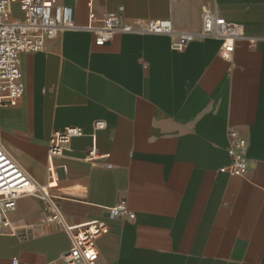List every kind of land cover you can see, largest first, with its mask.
<instances>
[{
	"label": "crops",
	"instance_id": "crops-1",
	"mask_svg": "<svg viewBox=\"0 0 264 264\" xmlns=\"http://www.w3.org/2000/svg\"><path fill=\"white\" fill-rule=\"evenodd\" d=\"M60 2L76 24L87 22L88 0ZM120 5L129 20L169 15V0L93 2L98 14ZM212 6L252 39L237 40L229 60L213 38L175 50L168 35L121 33L98 46L86 30L21 54L24 93L0 109L1 142L44 183L51 133L84 129L51 158V191L67 222L107 224L98 264H264V0H175L174 12L186 16L178 28L196 31ZM95 120L104 128L93 130ZM231 129L247 141L243 176L219 171L231 160ZM92 146L102 160L85 159ZM120 200L134 218L109 216ZM43 214L39 198H19L9 214L19 232L0 236V264L59 261L68 238L41 225Z\"/></svg>",
	"mask_w": 264,
	"mask_h": 264
},
{
	"label": "built area",
	"instance_id": "built-area-1",
	"mask_svg": "<svg viewBox=\"0 0 264 264\" xmlns=\"http://www.w3.org/2000/svg\"><path fill=\"white\" fill-rule=\"evenodd\" d=\"M174 1L169 0L167 17L129 20L123 15L122 5L114 11L98 14L93 7L94 0H88L87 22L79 25L74 20L73 8L60 0H0V109L15 106L23 96L21 54L43 50L47 40L56 38L65 30H86L93 34L94 43L98 46L106 44L115 34L121 33L168 35L172 38L171 47L175 50H184L195 39L213 38L220 41V54L227 60L231 58L237 40L252 42V39L244 35L241 23L226 20L214 6L202 10L200 27L196 31L179 29L178 25L186 20V16L174 12ZM14 5L17 14L13 9ZM104 126L103 120L92 123L93 130ZM83 134L81 126H66L51 133L47 143L48 180L44 183L35 181L29 175L0 138V236L18 234L19 228L12 223L9 214L15 210L19 198L23 195L39 198L44 212L41 225L63 231L69 241V247L59 256V261L49 264H98L97 240L108 231L107 224L97 219L67 222L57 196L51 191L58 183L57 167L51 162V158L62 154L73 137ZM228 137L227 154L231 160L228 165L220 167L219 171L243 176L249 169L247 141L233 129L229 130ZM103 157L92 146L87 150L85 159L98 162ZM102 165L112 167L108 163ZM60 169L66 171L65 166H60ZM108 212L112 218H134V213L128 210L125 200L110 206ZM12 264L24 263L13 258Z\"/></svg>",
	"mask_w": 264,
	"mask_h": 264
},
{
	"label": "rangeland",
	"instance_id": "rangeland-1",
	"mask_svg": "<svg viewBox=\"0 0 264 264\" xmlns=\"http://www.w3.org/2000/svg\"><path fill=\"white\" fill-rule=\"evenodd\" d=\"M13 7H14L13 9H14L15 13L17 14L18 11H17L16 5H14Z\"/></svg>",
	"mask_w": 264,
	"mask_h": 264
}]
</instances>
